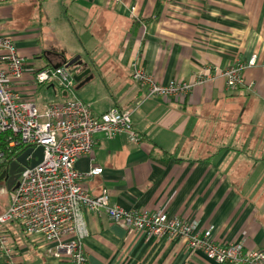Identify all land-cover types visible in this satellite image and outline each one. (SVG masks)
<instances>
[{
  "label": "crops",
  "instance_id": "0c3cea01",
  "mask_svg": "<svg viewBox=\"0 0 264 264\" xmlns=\"http://www.w3.org/2000/svg\"><path fill=\"white\" fill-rule=\"evenodd\" d=\"M55 23L82 33L78 69L89 72L76 94L95 114L129 110L143 138L96 133L93 153L75 164L88 192L107 189L114 205L195 220L198 231L213 226L217 242L264 249V0H0V32L27 62L17 88L39 103L70 97L56 82H31L33 70L77 55L58 46ZM253 55L243 86L228 89L217 75L182 101L148 96L132 77L135 60L167 84ZM96 166L102 173L89 174ZM85 220L88 264H217L181 239L149 236L105 212L85 210ZM1 228L17 264H61L41 236L25 235L17 222Z\"/></svg>",
  "mask_w": 264,
  "mask_h": 264
},
{
  "label": "built area",
  "instance_id": "2783aa9c",
  "mask_svg": "<svg viewBox=\"0 0 264 264\" xmlns=\"http://www.w3.org/2000/svg\"><path fill=\"white\" fill-rule=\"evenodd\" d=\"M120 2L112 0L114 5ZM256 63L257 55H253L248 61L238 59L225 67L202 66L192 80L174 79L167 84L156 80L137 60L131 65L133 79L147 88L148 96L182 101L196 86L208 84L217 75L224 77L228 89H238L245 84L244 71ZM26 66L12 37L0 32V165L24 145L44 146L43 159L20 172L11 189L10 205L0 214L3 264L18 262L9 233L1 228L9 222L19 223L25 235L41 236L53 244L48 252L61 264H88L85 210L105 212L113 222L149 236L181 239L191 251H202L217 264H264V249L245 250L244 241L217 242L213 226L198 231L195 220L114 205L107 189L97 196L89 193L81 182L83 175L76 169V161L93 153L99 132L107 138L126 133L141 143L143 138L133 125L131 112L113 107L95 114L91 105L76 94L75 80L64 65L33 70L31 82L35 87L56 82L70 94L65 101L39 103L31 93L17 88L24 81ZM102 171L103 167L96 166L89 174Z\"/></svg>",
  "mask_w": 264,
  "mask_h": 264
},
{
  "label": "rangeland",
  "instance_id": "374dc122",
  "mask_svg": "<svg viewBox=\"0 0 264 264\" xmlns=\"http://www.w3.org/2000/svg\"><path fill=\"white\" fill-rule=\"evenodd\" d=\"M55 30V38H58V46L63 48V50L71 53L76 54L74 57L70 59H66V62L63 64L67 69L70 71L71 75L74 76V74L78 71V64L83 63V60L81 59V53L84 52L83 44L81 41L79 42L76 38H81L82 33H79V35L70 34L68 30H66V27L61 24H53L51 26ZM70 31V30H69ZM84 40V39H82ZM74 90L75 92H78L77 86L78 82L74 81ZM11 201V190L7 187L6 180L2 179L0 180V207L4 206L5 204L9 203Z\"/></svg>",
  "mask_w": 264,
  "mask_h": 264
},
{
  "label": "water",
  "instance_id": "95a60500",
  "mask_svg": "<svg viewBox=\"0 0 264 264\" xmlns=\"http://www.w3.org/2000/svg\"><path fill=\"white\" fill-rule=\"evenodd\" d=\"M60 66V65H57ZM89 72L79 70L74 74L73 78L76 82H81L82 78ZM44 157V146L28 147L26 148L16 160L12 161L0 173V180L4 179L7 182V187L11 190L15 184V177H19L21 171L26 167H33L37 165Z\"/></svg>",
  "mask_w": 264,
  "mask_h": 264
},
{
  "label": "trees",
  "instance_id": "16d2710c",
  "mask_svg": "<svg viewBox=\"0 0 264 264\" xmlns=\"http://www.w3.org/2000/svg\"><path fill=\"white\" fill-rule=\"evenodd\" d=\"M58 55H59V54H58ZM59 56H61V55H59ZM3 137H4V136H3ZM25 149H26V146L24 145V146H22V147L19 149V152H18V153H22ZM18 153H17L16 155H18ZM16 155H15V153H14L13 155L8 156L7 161H6L5 163H3V164L0 165V172H1L4 168H6V167L9 165V162L13 159V156H16Z\"/></svg>",
  "mask_w": 264,
  "mask_h": 264
},
{
  "label": "flooded vegetation",
  "instance_id": "af4514ba",
  "mask_svg": "<svg viewBox=\"0 0 264 264\" xmlns=\"http://www.w3.org/2000/svg\"><path fill=\"white\" fill-rule=\"evenodd\" d=\"M0 173H1V172H0ZM15 178H16V179H15V181H16V182H15V184H16V183H17V181H18V179H19V177H15ZM15 184H14V185H15Z\"/></svg>",
  "mask_w": 264,
  "mask_h": 264
}]
</instances>
